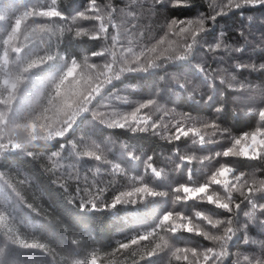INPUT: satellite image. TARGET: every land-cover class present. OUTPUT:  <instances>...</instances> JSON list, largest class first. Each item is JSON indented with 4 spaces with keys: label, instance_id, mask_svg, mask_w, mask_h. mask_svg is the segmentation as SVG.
I'll list each match as a JSON object with an SVG mask.
<instances>
[{
    "label": "snow or ice",
    "instance_id": "6c2138e0",
    "mask_svg": "<svg viewBox=\"0 0 264 264\" xmlns=\"http://www.w3.org/2000/svg\"><path fill=\"white\" fill-rule=\"evenodd\" d=\"M202 2L205 7L197 8L194 0H123L121 5L114 0H83L66 8L62 0H0V161L4 162L0 164V264H98L101 259L105 264H140L152 257H167V264H224L233 242L259 243L258 253L244 254L243 261L264 264V237L252 239L248 231L250 226L264 231V175H257L264 168L247 171L236 164L241 158L264 164V85L238 76L244 69L264 71V64L257 68L250 57L246 61L241 55L249 50L252 35V16L247 14L246 22L245 10L264 7V0ZM169 9L173 14L163 17L158 31L153 29V21ZM233 15L240 23L229 27L227 20ZM220 23L225 24L223 29ZM229 32L234 36L229 38ZM90 42H95L96 50L89 51ZM157 76L167 81L164 95L158 84H151L147 95L135 99L116 84L125 78L151 81ZM169 90L190 99L199 94L213 115L168 107L164 100ZM226 90L239 93L233 99L246 116L256 117L254 128L232 134L222 126ZM158 113L162 115L157 117ZM89 116L93 129L151 133L168 143L184 138L201 149L224 140L228 144L198 157L195 147L181 154L177 143L176 170L185 164L190 167L184 182L170 185L171 207L157 213L151 225L130 229L115 245L95 247L82 255L85 229L80 225L87 224V213L118 211V206L170 194L164 187L167 173L154 166L152 156L144 160L143 174L136 176L128 171L132 164L108 158L109 149L92 138L94 132L76 139ZM165 116L170 120L164 121ZM43 145L50 146L44 171L69 203L85 213L71 225L58 218L54 223L51 211L42 210L37 202L44 193L30 176L19 170L12 175L10 168L4 171L14 153L36 158L27 149ZM121 147L128 161L141 159L127 143L121 142ZM196 160L202 169L191 167ZM206 161H215L211 170ZM101 172L112 179L98 180ZM197 173L204 175L202 181L195 179ZM117 176L125 177L127 186L117 188L113 182ZM22 186L34 190L33 202L26 199ZM189 201L222 212L194 208ZM21 206L46 220L47 227L43 220L35 224L21 220ZM48 231L60 237L57 246L45 237ZM241 232L243 237L238 235ZM149 264L158 261L149 259ZM232 264L241 261L237 258Z\"/></svg>",
    "mask_w": 264,
    "mask_h": 264
},
{
    "label": "trees",
    "instance_id": "16d2710c",
    "mask_svg": "<svg viewBox=\"0 0 264 264\" xmlns=\"http://www.w3.org/2000/svg\"><path fill=\"white\" fill-rule=\"evenodd\" d=\"M99 2V0H98ZM62 3L67 8L73 3L77 5L83 3V0H62ZM114 3L121 5L123 0H114ZM194 4L197 8L205 7L202 0H194ZM22 10V9H21ZM246 11V22L247 14L252 16V35H251V44L248 45L249 50L246 53H242L245 57V60L248 61L249 57L251 62L257 65V68L261 64H264V39H262V34H264V7L256 9H248ZM18 14V13H16ZM173 10L169 9L167 13L161 12L160 15L153 21L152 28L156 31L159 30V24L163 22V17L165 15H172ZM190 15L191 13H184ZM86 23V22H85ZM239 17L233 15L230 19L227 20V26L231 27L233 24H239ZM219 28L223 29L225 27L224 23L218 25ZM155 34V33H154ZM229 38L234 36V32L228 33ZM92 47L89 48V51L96 50L95 42H90ZM63 47V46H62ZM79 52V49L76 50ZM215 67V64H213ZM162 75V73H161ZM241 80H247L248 82L256 85H264V71H253L251 69H244L242 73L238 74ZM117 87L122 89L124 93H131L132 98L138 99L142 96L147 95L148 87L151 84H158L160 87V94H165V88L167 87V81L160 79L159 76L155 77L154 80H139L132 79L129 80L125 78L124 82H116ZM130 85L134 87H130ZM227 95L224 99L226 111L221 113L220 119L222 121V126L228 128L232 134H240L243 131L251 130L255 127L256 117L252 115H245L244 111L240 109L238 102H236L233 97L239 95L237 92L231 90H226ZM168 97H171L172 103H168ZM164 103L168 107H174L178 112L183 111H192L194 115H213L208 104L200 102V96L197 94L194 99H190L187 94L173 93L171 90L168 91L167 97L164 100ZM162 114H157L159 117ZM164 121H169L170 117H163ZM88 120L84 122L80 130L76 133V139L82 135H86L89 132H94L92 136L93 139L97 140L106 145L107 155L110 160L114 162H127L133 166L128 169L130 174L139 176L144 172V160L147 156L153 157V164L158 169L163 168L165 173H167L168 179L164 181V187L169 191V196L166 198H149L144 202H138L136 204H130L127 206H118L117 210H101L87 213L89 217L86 225H80V227L85 229V232L81 233L85 237V245L81 250L82 255H86L95 247H103L105 245H115V243L121 238L122 235H128L129 230H139L141 225H151L156 218L157 213H160L165 207H171V186H175L176 183L184 182L187 179L186 169L190 167L185 164L181 169L176 170V164L179 163L177 157L173 155L174 148L179 144L181 154H188L190 150L194 147L196 148V154L198 157L207 156L210 152L221 150L222 147H226L228 144L227 140L222 141L221 143L206 145L203 149L199 146L190 145L187 139L182 138L180 142L168 143L166 140L161 139L158 136H153L151 133H136L132 134L124 130H113L107 129L103 126H97L95 129L92 128ZM121 142H125L130 145L131 149L136 151V154L141 157L139 161H128V157L121 147ZM49 145H43L40 148L29 147L27 151L35 153V157L28 156L25 153H14V159H11L4 168V171L7 173L9 168L12 170L11 174L15 175L16 170H19L21 174L28 175L33 179L35 185L43 191L44 196L39 203L43 208H48L53 217V221L58 218L64 224H73L77 219L84 216L85 213H82L76 205L69 203L68 197L63 193V190L58 187V185L53 184L52 177L44 171V165H46V156L48 155L47 149ZM224 159V158H220ZM231 159V158H229ZM3 161H0V164H3ZM87 164L94 163L93 161H86ZM208 169L211 170L215 161L205 162ZM238 167H241L247 171H252L257 168H264V164H261L259 161H248L245 159L236 160ZM125 166H127L125 164ZM107 167V166H104ZM191 167L194 169H202L204 166L199 164L198 160L193 161ZM84 174L83 171L81 173ZM150 174V173H149ZM257 175H264L262 172H257ZM89 178L91 179V174L89 173ZM98 180L107 182L112 179V177L105 172H101L96 177ZM146 179L148 176L145 177ZM197 181H202L204 175L202 173H197L195 175ZM117 188H122L127 186L128 181L123 176H117L113 181ZM160 183V181H156ZM75 183L73 182L70 190L74 191ZM33 189L27 186H22V192L25 195L26 199L29 202H33ZM111 196V193H108ZM167 201V204L164 201ZM264 204V201H261ZM189 205H192L194 208H207L216 213H221L222 210L215 209L212 205L200 204L197 201H189ZM245 208V205H242V209ZM259 215V213H258ZM19 218L24 220L27 223L35 224L37 221H42L41 216H37L36 213L31 212L26 207L21 206V211L19 213ZM240 221L243 222L245 217L241 214L239 217ZM44 225L47 227L48 222L43 220ZM60 229L57 227L56 232L59 233ZM252 239H258L264 237V231L258 226H250L248 229ZM189 240L192 241H202L201 237H196L193 234H184ZM240 237H243V232L238 234ZM45 237L49 238L53 246H57L60 237L58 235H52L50 231L45 232ZM65 239H67L65 237ZM142 243H148L147 241ZM207 244L208 242L203 241ZM135 247V246H134ZM248 250V251H246ZM259 243L253 244L249 242L244 244L243 242H233L229 248V255L224 257V264H232L237 258L240 259L241 264H246L243 261V255H254L258 253ZM149 259L158 261V264H167V257L159 258L152 257L146 258L143 261H140V264H149ZM98 264H105L104 259L98 261ZM172 264H186L185 261H173Z\"/></svg>",
    "mask_w": 264,
    "mask_h": 264
}]
</instances>
